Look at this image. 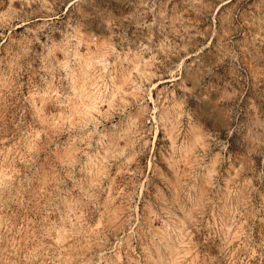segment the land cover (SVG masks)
Returning a JSON list of instances; mask_svg holds the SVG:
<instances>
[{
    "label": "rangeland",
    "instance_id": "obj_1",
    "mask_svg": "<svg viewBox=\"0 0 264 264\" xmlns=\"http://www.w3.org/2000/svg\"><path fill=\"white\" fill-rule=\"evenodd\" d=\"M0 264H264V0H0Z\"/></svg>",
    "mask_w": 264,
    "mask_h": 264
},
{
    "label": "bare ground",
    "instance_id": "obj_2",
    "mask_svg": "<svg viewBox=\"0 0 264 264\" xmlns=\"http://www.w3.org/2000/svg\"><path fill=\"white\" fill-rule=\"evenodd\" d=\"M89 110V109H88Z\"/></svg>",
    "mask_w": 264,
    "mask_h": 264
}]
</instances>
